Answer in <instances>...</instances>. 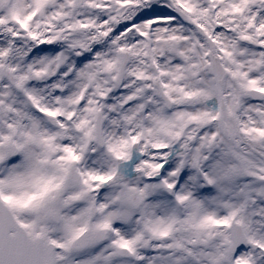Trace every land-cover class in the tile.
Wrapping results in <instances>:
<instances>
[{"label":"snow or ice","instance_id":"6c2138e0","mask_svg":"<svg viewBox=\"0 0 264 264\" xmlns=\"http://www.w3.org/2000/svg\"><path fill=\"white\" fill-rule=\"evenodd\" d=\"M0 264H264V0H0Z\"/></svg>","mask_w":264,"mask_h":264}]
</instances>
